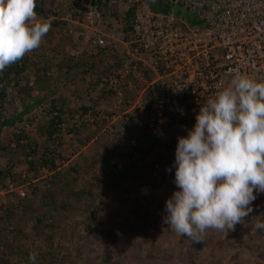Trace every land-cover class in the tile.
<instances>
[{
    "label": "trees",
    "instance_id": "trees-1",
    "mask_svg": "<svg viewBox=\"0 0 264 264\" xmlns=\"http://www.w3.org/2000/svg\"><path fill=\"white\" fill-rule=\"evenodd\" d=\"M94 2L99 4V6L108 7L107 2L104 0H94ZM139 4H144L150 10L158 13L170 12L171 10L167 0H141ZM139 4L131 7L124 14L121 24L123 35L129 34L131 31ZM46 6L48 7L46 0H37L36 12L38 17H43V19L50 17V19H53L51 20V28L60 29V27H65L69 24L67 21L62 20L64 13L67 12L66 9L63 11V14H58L52 13L51 7L47 8ZM70 7L68 1L67 8L71 11ZM79 53L77 56L71 57L64 55L67 59L59 58L60 61L56 63L58 74L61 77L60 81L72 84L75 89L73 101L77 104L76 107L68 110H64L62 105L58 106L57 101L51 98V96L54 95L56 97L58 94L57 86H53L44 87L43 97H35L32 105L24 107L21 112L17 113L13 105L15 100L13 95H16V98L19 99L22 94V96H26L25 94L30 93L27 90L25 91V89V92H21L18 89L21 79L28 71L29 58L24 56L21 60L0 72V155L4 157L5 154L9 155L17 152L18 156L15 160L25 162L28 172L33 175L27 179L28 185L23 197L13 195L16 199L15 202H2L0 197V224H2L0 227V264H32L29 260L30 253H37L35 258L36 264H179V262L173 261V251L167 249L162 250L156 262L146 261L148 254L146 257V251L143 246L148 240H153L150 227L163 223V218L158 213V208L154 207L153 203L150 202L145 203L146 208L142 212L135 209L141 207L140 201L144 198L142 186L146 184L148 186L151 185L150 180H146V177L154 174L156 172L155 169L159 168L163 170L165 168L168 171L171 168L170 157L175 156L178 145L173 135L175 131L174 125L185 127L184 123L189 120L188 122L191 121L190 127L193 129L196 123L195 116L199 114L200 109L196 110L191 105H186L184 98L178 97L176 104L170 106V109L166 111L164 121L161 118L151 123H146V120H144L146 118L145 115L154 110L153 92L158 86L155 84L153 87L147 88L143 94V100L144 102L149 101V104H146L141 114L134 118L136 120L135 126L124 124V129L129 134L134 131L136 134L138 133L140 139H143V143H145L142 146V150L146 152L142 154L149 155L155 153L156 156L154 158L156 160L154 159L148 167H133L130 169V163H128L124 164L122 169H118L115 164L112 165V168H109L108 165L111 162L109 159L112 151L115 149L112 146L114 142H112L113 139L109 140L110 138L103 136L97 143L101 149L104 148L105 154L97 155L93 163L100 166L101 173L108 180L105 182L82 181V184L79 185L75 183L77 179H75V175L82 174L75 167L69 168L64 175L57 171L58 166L56 162L61 160L66 161L70 156L66 155L67 153L57 151L60 149L62 143L59 134L60 124L64 116L71 121L68 132L77 136L76 141L78 143L81 141V147L97 139L101 135L100 130L104 127L106 120L98 119V112H95V109H97L100 100L110 103L109 100L111 101L115 93L112 89H107L108 78L115 71L112 68H121L123 63V59L117 57L118 49H102L98 56L90 55L84 51ZM106 55H112L113 57L111 59H113L115 64L111 67L106 64L108 59ZM101 62L102 65H105V69L104 71H99L100 77L96 79L95 83L88 85L81 82L82 84H79L82 89L76 88L78 84L74 81L77 76L81 74L84 77L90 71L92 72L97 67V64H101ZM31 66L33 68L35 64ZM48 71L49 67H45L42 75L36 77L37 84L42 85L41 87L49 83V78L46 76ZM145 77L148 81V76ZM96 82L98 84L99 82L103 83L101 84L100 95L98 94L99 90L96 91L94 87L96 86ZM137 84L134 83L136 87L141 88L146 82L138 84V86ZM126 100L127 98L120 102L118 104L119 107L132 106ZM45 101H48L49 108L48 111H43L42 115L46 114V117H50V119L43 130L37 131L39 137H45L43 141L28 139L22 131L18 133L7 131V129H18L19 124H23V126L24 124L31 125L34 121H37L35 120L36 118L31 119V117L26 115L35 108L40 107ZM24 117L25 119H23ZM89 117L94 122H91L88 125L89 127L85 128L86 124H84L83 120L84 118L89 119ZM24 121L25 123H23ZM78 129L80 131L86 130V136L83 140L78 135ZM105 138L106 142H102L101 140ZM21 140L24 142L22 152L19 149L22 147H19ZM14 142L17 143L16 146L10 148V144ZM132 147L134 151L141 152V148L137 147V145L133 144ZM122 150L123 145L120 147L118 153L114 152V160L129 156V154L123 155ZM160 151L165 152V155L160 153ZM160 165L163 167H160ZM84 167V175L86 177V172L89 170L86 162ZM42 169L51 172V175L46 178H40L38 175ZM171 172L173 177H175V171ZM0 175L4 176V179H1L4 186L9 179L10 182L15 181L17 185H21L24 182L20 177L21 175H18L13 180H11V175L9 176L7 172L0 171ZM159 175L161 176L160 179L163 180L164 174L159 172ZM65 178L66 180L63 181L62 179ZM125 184H128V188L124 187ZM111 193H113L114 200L120 201L124 207L130 206L133 211L141 213V216L132 213L131 215L124 216L125 222H117L118 226L114 230V237L108 240L102 253L96 254L92 258L88 257L87 259L81 258L79 254H72L73 251L69 242H71L73 237L78 236L80 225L86 226L83 231L84 238L87 235L94 236L91 223L94 224L96 229H100L102 224L99 222L96 213L104 203L109 201ZM263 219L264 215H261L260 221L263 222ZM206 233H218L220 237H226V232L208 230ZM206 233L204 236L207 235ZM227 233L232 235L233 232L231 230ZM159 234L161 235V233ZM243 234L249 242L254 239V232L251 230H245ZM173 236L178 237L176 234ZM212 238H214L213 235ZM256 239L259 242L261 241L260 244L264 246V239H259V237H256ZM237 248L240 249L238 252L244 258L248 256L253 258L254 264H264V253L254 255L250 253L249 247L243 248L242 246H237ZM190 252L188 250L186 254L191 256ZM225 255H227L226 252L220 253L217 262L225 257Z\"/></svg>",
    "mask_w": 264,
    "mask_h": 264
},
{
    "label": "built area",
    "instance_id": "built-area-1",
    "mask_svg": "<svg viewBox=\"0 0 264 264\" xmlns=\"http://www.w3.org/2000/svg\"><path fill=\"white\" fill-rule=\"evenodd\" d=\"M64 1H69L71 11ZM104 1L107 8L94 0H46V4L52 13L67 10L62 18L69 23L66 28L83 39L90 55L118 49L123 63L108 78L107 89L115 93L111 101L119 104L127 98L128 104L143 111L149 104L143 100L145 90L158 86L146 123L164 121L178 97L200 109L215 97L221 83L230 84L235 70L264 82V0H167L171 10L165 13L140 5L141 0ZM137 4L131 31L123 35L124 14ZM143 82L141 88L134 85ZM125 91H135V97H126ZM5 190L16 197L24 194L14 182ZM9 199L15 202L12 196Z\"/></svg>",
    "mask_w": 264,
    "mask_h": 264
},
{
    "label": "rangeland",
    "instance_id": "rangeland-1",
    "mask_svg": "<svg viewBox=\"0 0 264 264\" xmlns=\"http://www.w3.org/2000/svg\"><path fill=\"white\" fill-rule=\"evenodd\" d=\"M41 19H43V17ZM65 27L64 26L60 27V29L51 28L50 31L43 37L42 43L39 46V48L25 55V57L29 58L28 71L21 79L18 89L21 92H25L27 90L30 93L25 94L26 96H22L23 95L22 94L21 97H19V99L16 98L17 97L16 95H13V97H15L13 105L17 113L21 112L24 107L32 105L34 103L35 97H39V98L43 97L44 95L43 89L53 86H57L58 88H60V89L57 88L58 94L56 95V97L54 95L51 96V98H54L57 101L58 106L62 105L64 110H68L76 107L73 106L77 103L73 101L75 89L73 88L72 84H69L65 81L58 82L56 80L57 75H59L58 67L56 63L60 61L59 58H65L64 55L65 56L68 55L71 57V56H77L78 54H80L79 52L81 51L88 53L89 48L83 45V39L80 36L77 37L76 34L73 33L70 34L69 31H67L68 29ZM74 29L76 28L74 27ZM66 59L67 58H65V60ZM112 63H113L112 60L106 61V64H112ZM32 64H35L33 68L31 66ZM45 67H49V71L46 74V76L49 78V83H46L45 86L41 87L42 85L37 84L36 77L38 76L40 77L42 75ZM104 69H105V65H102V62L101 64L98 63L97 67L93 69L92 72L90 71L84 77H82V75L80 74L79 76H77L74 82L77 84L81 82H83V84L87 83L88 85L94 84L96 79L100 77V75L98 74L99 71H104ZM101 84L103 83L99 82L98 84V82H96V86H94L96 91L99 90L98 91L99 95H100V89L102 88ZM125 93L127 94V96H133L135 94V91H132V93L130 92V94L127 91ZM133 97H135V95ZM109 102L110 103L100 100L97 109H95V112H98V119L106 120L104 127H102L100 130L101 135L99 136V140L101 137L103 138L104 136L110 138L109 140L113 139L112 142H114L112 146L115 149L112 151V155L110 156L109 160L111 162L109 163L108 167L112 168V165L115 164L118 169H122V166L128 163H130V169L133 167L141 168V167L150 166V163L153 162L154 159L156 160V158H154L156 156L155 153L149 155L142 154L146 152L145 150L144 152L142 150V146L145 144L143 143L144 142L143 139H140V135L138 133L136 134L134 130L133 133L129 134V132H126L124 129V124H128V125L131 124V126L133 127L135 126L136 120H134V118H136L141 114V110L143 107L130 106V107L121 108L119 107L117 102H113L110 100ZM48 108H49L48 101L47 102L45 101L43 104H41L40 107L35 108L33 111H31L29 114L26 115L31 117V119L36 118L35 120L37 121H34V123L31 125L24 124L23 126V124H19L17 127L18 129L16 128L7 129V131H12L13 133L14 132L18 133L22 131V133H24V135H26L28 139L43 141L45 137H39L37 131L43 130V128L47 125L48 120L50 119V117H46V114L42 115L43 111L44 112L46 110L48 111ZM25 117L23 119H25ZM75 121L77 123L76 119ZM83 121L85 122L84 124H86L85 128L89 127L88 125L91 122H94V120L91 117H89V119L84 118ZM188 121L184 123L187 131L188 129L189 130L192 129V127H190L191 121L190 122ZM70 122L71 121L64 116L63 121L59 127L60 128L59 134L61 136L62 143L60 149H58L57 151L67 153L66 155H70V156L69 159L66 161L61 160L56 162L58 166L57 171L64 175L69 168L75 167L83 175V176L80 174L75 175V179L77 178L75 183L79 185L82 184V181L85 182L107 181L108 179L105 178L106 176L100 171V166H97L96 164L93 163V160L99 154L96 151V143H95L98 141H95L92 144L88 143L85 146L81 147V141L79 143L76 141L77 136L75 134L68 132V127L71 124ZM23 123H25V121ZM174 126H175L174 127L175 131L173 132V135L176 142H178V139L180 137L187 136V132L184 130L185 129L184 127L181 126L179 127L177 125ZM78 131H79L78 133L79 137H81L82 138L81 140H83L86 136V130L80 131L78 129ZM105 140L106 138L102 139L101 141L106 142ZM16 144L17 143L14 142L10 144L9 147L14 148ZM23 144L24 142L23 140H21V142L19 143V147L22 146L19 148L21 150L20 152H22ZM133 144L141 148V152L134 151L132 147ZM122 145H123V150H122L123 155L129 154V156L116 158V160H114V156H113V154H115L114 152L118 153ZM96 153L97 155H94ZM160 153H163L165 155V152L160 151ZM156 154L158 153L156 152ZM144 155L146 156L143 157ZM17 156H18L17 152L16 153L14 152L9 155L5 154L4 157L3 155H0V171H4V173L7 172L9 176L11 175L14 176L15 178L18 175H21L20 176L21 179L24 180L23 184L17 185L16 183H14V185L16 187L21 188L23 192H25L26 187L28 185L27 179L33 175L28 172V167L26 166L25 162L20 160L18 161L15 160ZM170 158H171L170 159L171 171H176V167L174 166L175 156ZM85 162L89 166V170L86 172L87 174L86 177L84 175ZM160 167L163 166L160 165ZM155 170L156 172H154V174H151L150 176L146 177V180H150L151 185L149 184L150 186H148V184H146L142 186L144 191V198H142L140 201L141 207L135 209L142 212L143 209L146 208L145 203L150 202L153 203L154 207L158 208V213H160L161 218H163L162 219L163 223L159 225H153L150 227V232L153 234V240L151 241L148 240L143 246V248L146 251L145 252L146 257L148 254V259H146V261L156 262L157 257L164 249L172 250L173 261L176 263L179 262V264H254L253 258H250V256L244 258L243 255L241 256L239 254L238 251L240 249L237 248V246H242L243 248L249 247L250 253L254 255L264 253L263 244H260L261 241L259 242L256 239V237H259V239L260 238L264 239L263 238L264 230H253L252 227L253 223L256 222L257 220L260 221V216L264 215V193H259V192L256 193L257 198L255 201H253L251 205V207L253 208L252 213H250V215L246 217L245 224L236 225L235 230L232 231L233 232L232 235L226 233V237H220L218 233H214V234L206 233L207 235L203 236L202 241L197 243V242H193L191 239L187 238L186 236L182 237L176 234L174 231H171L170 226L164 222V217L166 215V201L169 199V197L173 195L175 191H178L179 189L175 184V177H173L171 171L168 172L165 168L163 170L159 168ZM40 171L41 173L38 175L40 176V178H46L51 175V172H48L47 170L42 169ZM159 172L164 174L163 180L160 179L161 176L159 175ZM2 178L4 179V176L0 175V191L3 192L2 194L0 193V197L1 200H3L4 202H8L10 201L9 197L11 196L6 192L5 188L8 185H10V179L6 181L5 183L6 185L4 186L3 183L1 182ZM62 180L64 181L66 180V178ZM124 187L128 188V184H125ZM113 198H114L113 193H111L109 201L104 203L98 209L96 216L99 218V222H101L102 225L98 230L96 229L94 224L91 223L92 232L94 236L87 235L84 238L83 231L86 226L80 225V228L78 229L79 230L78 236L73 237L71 242H69V244H71L72 247V251H73L72 254H79L81 258L87 259L88 257L92 258L93 256H96V254L102 253V251L105 250L108 240L111 239V237H114V230L118 226L117 222H125L126 220L124 216L131 215L132 213H134L137 216H141V213H139L138 211H133L131 207L128 205L124 207V205H122L120 201L114 200ZM12 199L16 201L13 195H12ZM1 225L2 224H0V227ZM245 230H251L254 232L253 235L254 239L252 241L250 242L247 241L246 237L243 234ZM230 231L231 230H229V232ZM159 233H161V235ZM175 234L178 237H174L173 235ZM212 235L214 238H212ZM79 236L82 237L77 238ZM188 250L191 251L190 252L191 256H188L186 254ZM95 251L97 252L95 253ZM223 252H226L227 255H225V257H223L222 259H220L219 262H217V260L219 259L218 258L219 254Z\"/></svg>",
    "mask_w": 264,
    "mask_h": 264
},
{
    "label": "clouds",
    "instance_id": "clouds-1",
    "mask_svg": "<svg viewBox=\"0 0 264 264\" xmlns=\"http://www.w3.org/2000/svg\"><path fill=\"white\" fill-rule=\"evenodd\" d=\"M36 7L37 0H0V72L39 48L50 31L51 19L39 18ZM174 166L179 190L164 217L171 231L198 243L208 230L245 224L256 193H264V82L235 70L228 86L221 83L178 139ZM252 227L264 230V222ZM36 255H29L32 264Z\"/></svg>",
    "mask_w": 264,
    "mask_h": 264
},
{
    "label": "crops",
    "instance_id": "crops-1",
    "mask_svg": "<svg viewBox=\"0 0 264 264\" xmlns=\"http://www.w3.org/2000/svg\"><path fill=\"white\" fill-rule=\"evenodd\" d=\"M52 11V10H51ZM47 17H49V16H47ZM39 18H42V17H39ZM50 18V17H49ZM66 28V27H65ZM67 30V29H66ZM68 31V30H67ZM56 62V61H55ZM109 65V64H108ZM112 65V64H111ZM110 66V65H109ZM111 67V66H110ZM60 76L59 75H57V78H56V80L59 82L60 81ZM58 88V87H57ZM74 88V87H73ZM76 88H78L79 90L80 89H82V87H81V85L80 84H78V86H76ZM58 89H60V88H58ZM73 106H76V104L75 105H73ZM73 106H71V107H73ZM185 128V127H184ZM186 132H187V129L185 128L184 129ZM189 130V129H188ZM187 135H188V132H187ZM96 141H98L99 142V137L97 138V139H95ZM95 140H92L90 143L92 144L93 142H95ZM89 143V144H90ZM96 143V151H97V153H99V154H105V150H104V148L103 149H101L100 147H99V145L97 144V142H95ZM89 146V145H88ZM98 149H99V151H98ZM95 151V152H96ZM97 153L96 154H94V155H97ZM98 154V155H99ZM89 155H91V154H89ZM115 154H113V156H114ZM92 157H94V156H92Z\"/></svg>",
    "mask_w": 264,
    "mask_h": 264
}]
</instances>
